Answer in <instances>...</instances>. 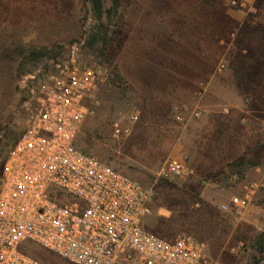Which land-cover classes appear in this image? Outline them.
Masks as SVG:
<instances>
[{
	"label": "rangeland",
	"instance_id": "obj_1",
	"mask_svg": "<svg viewBox=\"0 0 264 264\" xmlns=\"http://www.w3.org/2000/svg\"><path fill=\"white\" fill-rule=\"evenodd\" d=\"M231 1L104 0L116 12L99 20L90 0H0V164L25 124L28 76L75 47L107 71L76 144L151 189L145 226L197 236L215 264H264V0ZM172 160L194 173L167 176Z\"/></svg>",
	"mask_w": 264,
	"mask_h": 264
},
{
	"label": "built area",
	"instance_id": "obj_2",
	"mask_svg": "<svg viewBox=\"0 0 264 264\" xmlns=\"http://www.w3.org/2000/svg\"><path fill=\"white\" fill-rule=\"evenodd\" d=\"M106 75L81 63L73 47L28 76V114L0 174V264H47L29 253V242L74 264H215L197 236L168 240L149 230L151 189L77 146ZM165 173L194 169L172 160ZM247 201L236 196L232 204Z\"/></svg>",
	"mask_w": 264,
	"mask_h": 264
},
{
	"label": "trees",
	"instance_id": "obj_3",
	"mask_svg": "<svg viewBox=\"0 0 264 264\" xmlns=\"http://www.w3.org/2000/svg\"><path fill=\"white\" fill-rule=\"evenodd\" d=\"M90 1L93 5V9H94V11L97 15V18L99 20L104 19V15L107 13L110 15V13L116 12V5L115 4H118V0H114L115 4L112 7H109L107 9L104 6V0H90ZM4 162H5V158H4V161L0 164V174L2 173ZM262 249H264V247Z\"/></svg>",
	"mask_w": 264,
	"mask_h": 264
}]
</instances>
